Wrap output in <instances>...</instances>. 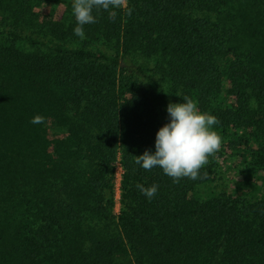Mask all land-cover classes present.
Returning a JSON list of instances; mask_svg holds the SVG:
<instances>
[{
    "label": "trees",
    "instance_id": "1",
    "mask_svg": "<svg viewBox=\"0 0 264 264\" xmlns=\"http://www.w3.org/2000/svg\"><path fill=\"white\" fill-rule=\"evenodd\" d=\"M128 7L80 39L72 0H0V264H264V0ZM183 97L222 144L174 183L135 156Z\"/></svg>",
    "mask_w": 264,
    "mask_h": 264
},
{
    "label": "clouds",
    "instance_id": "2",
    "mask_svg": "<svg viewBox=\"0 0 264 264\" xmlns=\"http://www.w3.org/2000/svg\"><path fill=\"white\" fill-rule=\"evenodd\" d=\"M94 9L109 11V19L112 21H115L117 13L110 9L125 10L128 16L133 11L128 7V0H72V12L77 25L73 31L80 39L85 38L83 26L96 22ZM183 99L184 103H169L167 106L170 123L157 132L155 153L146 150L142 155L135 156V164L146 171L159 167L174 183L183 178L197 179L200 170L209 163L210 157L215 156L222 144V138L214 130V126L219 123L218 119L201 112L197 103L189 97ZM44 120L43 116L36 115L30 123L43 124ZM137 188L149 201L158 190L155 184L151 187L137 184Z\"/></svg>",
    "mask_w": 264,
    "mask_h": 264
},
{
    "label": "rangeland",
    "instance_id": "3",
    "mask_svg": "<svg viewBox=\"0 0 264 264\" xmlns=\"http://www.w3.org/2000/svg\"><path fill=\"white\" fill-rule=\"evenodd\" d=\"M118 171V169H117ZM230 175H228V177L226 176V180L229 179ZM118 180H119V171L116 174V180H115V195H114V199H115V204H114V211L117 213L118 209H119V203H118V190H117V186H118Z\"/></svg>",
    "mask_w": 264,
    "mask_h": 264
}]
</instances>
